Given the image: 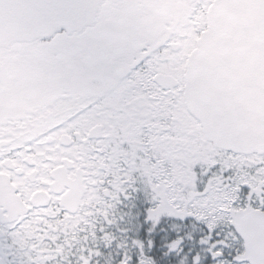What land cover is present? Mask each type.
I'll list each match as a JSON object with an SVG mask.
<instances>
[{
    "label": "snow or ice",
    "instance_id": "1",
    "mask_svg": "<svg viewBox=\"0 0 264 264\" xmlns=\"http://www.w3.org/2000/svg\"><path fill=\"white\" fill-rule=\"evenodd\" d=\"M0 264H264V0H0Z\"/></svg>",
    "mask_w": 264,
    "mask_h": 264
}]
</instances>
